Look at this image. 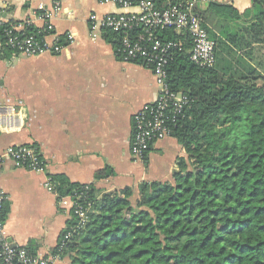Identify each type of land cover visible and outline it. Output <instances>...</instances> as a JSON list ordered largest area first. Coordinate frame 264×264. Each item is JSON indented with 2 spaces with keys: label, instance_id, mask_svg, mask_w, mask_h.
<instances>
[{
  "label": "trees",
  "instance_id": "trees-1",
  "mask_svg": "<svg viewBox=\"0 0 264 264\" xmlns=\"http://www.w3.org/2000/svg\"><path fill=\"white\" fill-rule=\"evenodd\" d=\"M185 1L156 3L163 9L169 2ZM194 9L216 43L213 68L190 60L188 32L169 28L160 35L179 45L171 54L168 85L190 104L182 113L168 115V127L186 157L170 181L142 182L136 189L112 193L52 176L58 200L72 197L76 205L90 207L88 221L79 229L72 209L61 235L59 244L75 230L60 254L67 264H264V62L220 70L224 43L213 31L217 27L238 50L264 46V2L255 0L245 14L218 2ZM6 27L0 25L1 43ZM28 32L42 42L53 29L46 25ZM104 36L117 51L120 37ZM245 54L253 59V49ZM112 174L107 169L97 179ZM7 212L5 204L2 221ZM28 251L36 256L34 248Z\"/></svg>",
  "mask_w": 264,
  "mask_h": 264
},
{
  "label": "crops",
  "instance_id": "crops-1",
  "mask_svg": "<svg viewBox=\"0 0 264 264\" xmlns=\"http://www.w3.org/2000/svg\"><path fill=\"white\" fill-rule=\"evenodd\" d=\"M0 2L6 21L22 24L31 20L32 27L39 30L50 24L53 34L48 42L66 46L60 54L33 57L6 56L0 51V103L20 105L23 111L20 130L0 131V195L6 196L8 209L4 234L16 247L34 248L36 255L51 258L72 218L73 201L70 197L58 200L46 189L48 175L64 176L74 184H93L101 192L112 193L136 189L142 182L170 181L186 153L175 138L168 137L156 142L144 161L131 154L133 117L157 101L159 88L151 69L120 59L105 34L93 37L90 17L135 9H121L111 0ZM215 2L232 5L245 14L255 0ZM41 6L53 13L49 22L40 17ZM213 31L224 43L219 49L220 70H241L242 62L251 67H255L253 61L264 62L263 45L238 50L217 27ZM223 48L231 52L222 53ZM251 49L253 59L245 54ZM19 145H31L40 152L46 173L15 165L7 151ZM107 169L113 174L98 180L97 174ZM67 263L65 259L53 264Z\"/></svg>",
  "mask_w": 264,
  "mask_h": 264
},
{
  "label": "built area",
  "instance_id": "built-area-1",
  "mask_svg": "<svg viewBox=\"0 0 264 264\" xmlns=\"http://www.w3.org/2000/svg\"><path fill=\"white\" fill-rule=\"evenodd\" d=\"M121 9L134 12H124L118 15H108L99 18L90 17V27L93 37L100 33H112L120 37L117 47V56L126 62H136L152 70L156 85L159 88L158 99L155 103L144 106L133 117V138L131 140V154L135 160L144 161L152 146L168 137L171 130L168 127V115L180 114L190 104L186 96L172 92L168 85V66L171 54L179 47L178 43L163 40L160 35L163 30L172 28L178 32L189 33L193 48L190 60L204 68H213L216 65V43L208 33V30L194 9L197 4L200 9H206L210 2L216 0H189L181 3L169 2L160 9L156 0H111ZM263 1L264 0H260ZM56 10L59 4H56ZM40 17L45 21L51 20L53 13L40 7ZM4 29L5 42H0V51L10 50L14 54L27 57L39 56L45 53L60 54L66 48L58 42L50 44L47 38L42 42L36 36L28 32L32 27V21L26 20L22 24H14L6 21L3 16V5L0 2V25H7ZM50 25V24H48ZM51 26V25H50ZM70 39L72 36H68ZM22 107L7 102L0 103V131L12 132L21 128ZM8 157L17 167H23L37 173H46V163L40 152L31 145H19L11 147L7 151ZM45 187L55 194L56 189L52 176L48 175ZM70 199L73 201L72 197ZM6 196L0 195V263L1 264H53L60 260V254L64 251L66 243L72 238L69 232L58 245V254L51 258L32 256L25 248L13 245L5 238L4 223L1 212L6 203ZM74 216L77 217V228H81L88 221L90 207L84 208L73 201ZM76 229V228H75Z\"/></svg>",
  "mask_w": 264,
  "mask_h": 264
},
{
  "label": "rangeland",
  "instance_id": "rangeland-1",
  "mask_svg": "<svg viewBox=\"0 0 264 264\" xmlns=\"http://www.w3.org/2000/svg\"><path fill=\"white\" fill-rule=\"evenodd\" d=\"M19 68H21V67H19ZM19 68H18V69H19ZM263 71H264V70H263ZM10 81H12V80H10Z\"/></svg>",
  "mask_w": 264,
  "mask_h": 264
}]
</instances>
